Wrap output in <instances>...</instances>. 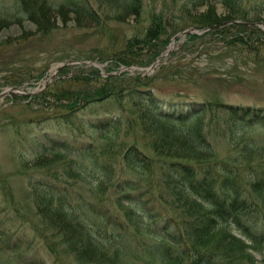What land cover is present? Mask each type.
Here are the masks:
<instances>
[{
    "label": "trees",
    "instance_id": "obj_1",
    "mask_svg": "<svg viewBox=\"0 0 264 264\" xmlns=\"http://www.w3.org/2000/svg\"><path fill=\"white\" fill-rule=\"evenodd\" d=\"M105 1L111 3L109 8L118 18L119 16L124 18L129 13L137 15L140 12L139 10L142 9L141 0ZM240 1L220 0L235 15L240 14L244 21L233 22L223 26L216 25L222 21L219 19L214 5L210 2L204 10L194 14L192 23L194 26H214L203 34L189 33L188 38L191 40L202 39L206 35L216 33V35L227 38L226 40L224 39V44L227 46L225 55L232 57L234 55L233 59L237 61L239 56L234 53L236 51H244L251 57L259 58V56L264 54V37L254 33L263 32L254 23L248 22L259 20L260 17L259 15H254L253 18H250L243 15L245 10L247 12L248 10L244 8L242 11ZM252 1H254L253 7L258 11L264 10V0ZM179 2L183 9H187L191 6L196 7L202 4L203 0H179ZM114 3L115 5H112ZM133 4L136 6H133ZM17 11L24 12L29 19L37 24V30L39 31H46L47 28L51 27V12L58 13L61 17H65L67 11H74L75 13L88 16L95 14L88 0H61L56 4L51 0H13V3L8 5L0 3V27L6 26L9 21H16L17 16L15 15ZM157 16L159 17L157 18ZM163 16L162 10L159 12L152 11L150 24L142 32L132 34L124 40L116 54V64L125 63L124 65H129L135 60H140L135 56L140 53L142 48L150 51L152 57L159 52V49L168 41L170 35V32L166 33ZM230 18L235 17L230 16ZM231 27H235L236 32L234 35H229L228 33ZM162 43L164 44L162 45ZM235 44H239L238 47L240 48L233 49V52L230 51L229 46L232 47ZM168 65L174 66L175 63L170 62ZM93 72L94 74L73 76L75 79H80L85 83L97 79L96 83L91 85V87H84L83 89L63 87L55 91L53 98L58 102L56 107H59V109L63 108V111H61L63 114L60 112L55 116L63 118L64 121L67 120V123L72 124L78 130L79 135L73 132L70 135L72 139L67 135L63 139L51 140L52 147L49 149L43 144L44 152L48 149L49 152L50 150L53 151L54 155L41 156L35 161V165L46 166L47 169L44 170L45 172L42 170V173L37 175V178L31 183L33 198L44 223L49 228H52L60 239L64 241L65 247L67 246L66 249L68 250L69 248L71 250V252H69L70 250L68 252L73 257L76 256L74 259L77 263L264 264V216L261 221H241L244 215L243 211L247 208L260 207L259 201L264 210V169L259 172L255 170L252 179L247 180L243 177L242 171L235 166L221 162L220 165L222 166L217 168L214 161H208L206 157L211 152V145L207 139L209 131H204L200 123L202 115H199L204 112L220 111V113H223L220 115L219 121L230 126L232 124L245 126L251 123H258L264 126V107L227 103L211 99L200 102L190 100L184 104H178L175 101L163 102L157 96L151 84L155 76L146 77L149 79L143 80V77L137 75L133 77L135 79L132 78L131 83L124 82L123 85L121 79L124 80V73L122 72V74H115L116 76L113 73H108L102 77L98 71L94 70ZM194 73L193 69L191 74ZM109 75H114L115 77ZM114 80L116 81L114 82ZM21 81L17 80L13 84H21ZM128 103L131 105L128 106ZM85 107L89 109L87 111L90 116L81 115ZM91 107L95 108L92 109ZM65 108L68 109L66 110ZM96 108L99 110L97 111ZM112 108L117 109L113 110ZM78 110H80V115L77 113ZM101 111L104 112L102 113ZM72 112L74 113L72 114ZM75 114L77 115L74 116ZM74 123L78 124L75 125ZM134 124L141 126L142 133L156 153L166 157L163 158L158 166L136 139L123 140V143L119 147L117 146L118 148L113 146L112 140L115 136L118 137L119 134L125 135V129L130 126H132L133 130ZM86 125H89L88 127H92L95 131L98 130L97 133L104 134L105 136L103 137L109 138L106 140L112 142H109L104 149L105 144L97 143L95 138L88 141L83 140L81 134L84 132ZM183 130L185 131L184 134ZM76 139L81 140L78 142ZM73 142L76 143L73 144ZM99 147L102 148L98 149ZM64 148L66 153L72 156L68 161H64L65 156H61V154L66 155ZM94 148L97 149L95 150ZM91 151H94L92 152L93 155ZM99 152L101 155H99ZM90 154L92 157L89 156ZM106 156L108 157L106 158ZM119 157L121 161L118 160ZM95 158L99 160L95 161ZM141 158H144V160ZM89 161L91 164H89ZM99 164L101 167H98ZM189 165L190 167H188ZM59 169L64 171V177L58 173ZM84 179H86L85 185L81 182ZM248 186H250L249 189ZM73 187L75 188L73 189ZM108 188H112L113 195L103 199L102 195L107 192ZM251 189L259 190L258 192L263 194L262 199L260 200L255 196ZM60 190L67 191V194ZM165 202L169 204L167 205ZM37 203L40 204L38 205ZM194 205L198 206L195 207ZM82 208L87 209L84 215L79 212ZM43 211L45 212L43 213ZM228 220L235 221L238 224L241 229L239 234L229 232L222 225ZM20 236L21 234L17 232H10V230L7 231L5 228L4 230L0 228L1 247L10 248V250L18 252V256H22V250L17 251V249L21 246L20 243H26ZM252 251L259 254L258 258L253 255ZM27 264H33V261Z\"/></svg>",
    "mask_w": 264,
    "mask_h": 264
},
{
    "label": "rangeland",
    "instance_id": "obj_2",
    "mask_svg": "<svg viewBox=\"0 0 264 264\" xmlns=\"http://www.w3.org/2000/svg\"><path fill=\"white\" fill-rule=\"evenodd\" d=\"M51 1L56 4L61 0ZM88 1L95 11L93 16L67 11L65 17H61L58 13L51 12L52 25L46 31L37 30V24L24 12H17L16 21H9L6 26L0 27V91L12 87L21 91H34L29 93L6 91L0 101V228L21 234L26 243H20L21 246L17 249V251H25L22 256L0 245V264H27L32 261L33 264L39 262L40 264H78L63 245L64 242L59 235L44 223L31 190L32 180L37 178L42 170L47 169L46 166L42 168L35 165V161L41 156L54 155L53 151L44 152L43 144L51 148V140L66 138L67 135H72L73 131L74 134L79 135L78 130L71 124L55 116L63 111V108L56 107L58 102L54 100L53 95L56 90L63 87L83 89L91 87L96 81L85 83L73 76L94 74V70L101 76L123 72L124 79L127 78L121 80L123 85L124 82L128 84L132 82L130 77L137 75L143 77V80L155 76L151 84L163 102L175 101L184 104L190 100L200 102L211 99L264 107V54L258 58L251 57L244 51H236L234 54L239 56L236 61L233 59V53V57L225 55L227 46L224 44V39L227 38L224 36L213 33L202 39L188 38L189 33H206L207 26H194L192 21L194 14L204 10L210 2L222 21V24L216 25L223 26L244 21L240 14L235 15L220 0H203L202 4L187 9L179 5V0H142V9L138 15L129 13L124 18L120 16L118 18L113 14L109 8L111 3L108 1ZM0 3L8 5L12 4L13 0H0ZM240 3L242 11L244 8L248 10V12L245 10L243 15L250 18L259 15V20L248 23H254L263 32H255V35L260 34L264 37V27L259 25V22L264 23V10L258 11L253 7L252 0H241ZM160 10L164 15L166 33L170 32L168 41L153 57L150 51L142 48L135 56L140 59L137 60L138 62L134 61L129 65L116 64V54L124 40L132 34L142 32L150 24L152 11ZM185 29L187 31L182 33ZM235 32V27L228 30L229 35H234ZM238 46L239 44L229 46V50L233 52V49L240 48ZM159 53L162 54L159 56L160 62L149 70L148 66ZM170 62L175 65L169 66ZM53 66L59 67L52 74ZM192 68L194 74H191ZM17 80L22 81L16 86L13 82ZM85 109L83 108V112L88 113ZM77 113L79 114L80 110ZM222 113L214 111L199 114L202 115L201 126L204 131H209L207 139L209 143L211 142V152L206 159L214 161L217 168L222 166L221 162L235 166L242 171L243 177L250 180L255 170L259 172L264 169V126L255 123L230 126L219 121ZM130 127L125 129V135L115 136L114 146L121 145L123 140L136 139L158 166L166 157L156 153L142 133L139 124H134L133 130L132 126ZM85 128L86 130L84 129L81 134L82 139L97 138L96 141L109 144V140H106L108 138L103 137L104 134L97 133L92 128L88 129L87 125ZM61 156H65L64 161L72 157L67 153ZM118 160L121 161V158L119 157ZM58 171L64 177V171L61 169ZM84 181L86 179L81 182L85 185ZM251 191L262 199V194L258 191L253 189ZM112 192V188H108L102 195L103 199L113 195ZM261 207L260 203V207L247 208L243 211L241 221H261L264 216ZM86 211V208H82L79 212L84 215ZM222 225L231 233H240L241 229L235 221L228 220ZM252 253L255 257L259 256L255 251Z\"/></svg>",
    "mask_w": 264,
    "mask_h": 264
},
{
    "label": "bare ground",
    "instance_id": "obj_3",
    "mask_svg": "<svg viewBox=\"0 0 264 264\" xmlns=\"http://www.w3.org/2000/svg\"><path fill=\"white\" fill-rule=\"evenodd\" d=\"M4 1H5V0H4ZM16 1H17V0H16ZM19 1H21V0H19ZM141 1H142V0H141ZM135 2H136V1H135ZM138 2H139V1H138ZM8 3H10V2H8ZM22 3H23V2H22ZM81 3H82V1H81ZM83 3H84V1H83ZM131 3H133V2H131ZM131 3H130V4H131ZM136 3H137V2H136ZM134 4H135V3H134ZM134 4H133V6H136V5H134ZM137 4H138V3H137ZM23 6H24V5H23ZM78 6H79V5H78ZM131 6H132V5H131ZM84 7H85V6H84ZM129 7H130V5H129ZM76 8H77V7H76ZM138 8H139V7H138ZM141 8H142V7H141ZM22 9H23V8H22ZM26 9H27V8H26ZM130 9H131V8H130ZM130 9H129V10H130ZM133 9H134V7H133ZM133 9H132V10H133ZM82 10H83V9H82ZM136 10H138V9H136ZM136 10H135V11H136ZM139 11H140V10H139ZM17 12H18V11H17ZM17 12H16V13H17ZM133 13H134V12H133ZM9 14H10V13H9ZM154 14H155V13H154ZM137 15H138V14H137ZM139 15H140V14H139ZM155 15H156V14H155ZM15 16H16V15H15ZM158 17H159V16H157V18H158ZM24 18H25V17H24ZM154 18H155V17H154ZM152 19H153V18H152ZM157 20H158V19H157ZM153 22H155V21H153ZM153 22H151V23H153ZM158 22H159V21H158ZM197 23H198V22H197ZM153 24H154V23H153ZM155 25H156V24H155ZM153 26H154V25H153ZM157 26H158V25H157ZM212 26H214V25H212ZM212 26H210V27H212ZM159 27H160V26H159ZM210 27L208 26L207 28L209 29ZM153 28H154V27H153ZM208 29H207V30H208ZM156 30H157V29H156ZM158 31H159V30H158ZM158 31H157V32H158ZM208 31H209V30H208ZM152 32H153V31H152ZM149 33H150V32H149ZM154 33H155V32H154ZM155 35H156V34H155ZM159 36H161V35L159 34ZM151 37H154V36H151ZM157 38H158V37H157ZM158 39H159V38H158ZM136 42H137V41H136ZM138 43H139V42H138ZM144 43H145V42H144ZM163 44H164V43H162V45H163ZM133 45H134V44H133ZM157 45H159V44H157ZM162 45H160V46H162ZM124 46H125V45H124ZM126 46H127V45H126ZM152 46H154V45H152ZM130 47H131V46H130ZM134 47H135V46H134ZM150 47H151V46H150ZM128 49H129V47H128ZM151 49H152V48H151ZM154 49H155V48H154ZM155 50H156V49H155ZM135 51H136V50H135ZM143 51H144V50H143ZM153 51H154V50H153ZM124 52H125V51H124ZM136 52H137V51H136ZM130 53H132V52H130ZM119 55H120V54H119ZM125 55H126V54H125ZM136 55H138V54H136ZM132 57H134V56H132ZM120 59H121V58H120ZM127 60H128V59H127ZM134 60H135V59H134ZM157 60H160V57H159V59H157ZM122 61H123V60H122ZM135 61H136V60H135ZM93 64H95V63H93ZM120 64H121V63H120ZM124 64H125V63H124ZM156 64H157V63H155L154 66H152V64H151L150 66H148V69H149V70H152V68H154V67L156 66ZM95 65H96V64H95ZM118 65H119V64H118ZM135 66H136V65H135ZM51 71H52V74H53L54 71H55V66L52 67ZM122 73H123V72H122ZM122 73H121V74H122ZM52 74H51V75H52ZM114 75H115V74H114ZM114 75H109V76L112 77V76H114ZM100 76H101V75H100ZM115 76H116V75H115ZM115 76H114V77H115ZM117 76H118V75H117ZM101 77H102V76H101ZM122 77H123V76H122ZM117 78H118V77H117ZM125 78H126V77H125ZM132 78H133V77H132ZM132 78L130 77V80H131ZM95 79H96V78H95ZM128 79H129V78H128ZM133 79H135V78H133ZM96 80H97V79H96ZM96 80H95V81H96ZM121 80H123V79H121ZM124 80H127V78L124 79ZM124 80H123V81H124ZM115 81H116V80H114V82H115ZM45 82H46V81H45ZM17 83H18V82H17ZM93 83H94V82H93ZM126 83H127V82H126ZM130 83H131V82H130ZM18 84H19V83H18ZM16 86H17V85H16ZM130 87H131V86H130ZM128 89H129V88H128ZM14 91L16 92V91H18V90L14 89ZM131 91H132V90H131ZM7 92H10V91H7ZM7 92H6V93H7ZM6 93H5V94H6ZM5 94H4V95H5ZM27 95H29V94H27ZM130 95H131V94H130ZM2 96H3V95L0 96V101H2ZM135 96H136V95H135ZM139 97H140V96H139ZM25 98H26V97H25ZM137 98H138V97H137ZM141 99H142V98H141ZM141 99H140V100H141ZM142 100H143V99H142ZM145 100H146V99H145ZM158 100H159V99H158ZM31 101H32V100H31ZM110 101H111V100H110ZM159 101H160V100H159ZM35 102H36V101H35ZM128 102H129V101H128ZM107 103H108V101H107ZM114 103H115V102H114ZM125 104H127V103H125ZM128 104H129V103H128ZM139 104H140V103H139ZM67 105H68V104H67ZM71 105H72V104H71ZM110 105H111V104H110ZM130 105H131V104H130ZM142 105H143V104H142ZM165 105H166V104H165ZM57 106H58V105H57ZM92 106H93V105H92ZM102 106H103V105H102ZM108 106H109V103H108ZM108 106H107V107H108ZM112 106H113V105H112ZM114 106H115V105H114ZM159 106H160V105H159ZM103 107H104V106H103ZM124 107H125V106H124ZM57 108H58V107H57ZM85 108L87 109V107H85ZM91 108H92V107H91ZM93 108H95V107H93ZM93 108H92V109H93ZM104 108H106V107H104ZM157 108H158V107H157ZM160 108H161V107H160ZM164 108H165V107H164ZM65 109H66V108H65ZM67 109H68V108H67ZM67 109H66V110H67ZM86 109H85V110H86ZM110 109H111V107H110ZM110 109H109V110H110ZM112 109H113V108H112ZM115 109H117V108H115ZM115 109H113V110H115ZM162 109H163V108H162ZM165 109H166V108H165ZM167 109H168V108H167ZM81 110H82V109H81ZM87 110L89 111V109H87ZM90 110H91V109H90ZM96 110L98 111L99 109L96 108ZM101 110H102V109H101ZM113 110H112V111H113ZM155 110H156V109H155ZM68 111H69V110H68ZM97 111H96V112H97ZM84 112H85V111H84ZM84 112H82V113H84ZM99 112H100V111H99ZM99 112H98V113H99ZM101 112H102V111H101ZM103 112H104V111H103ZM103 112H102V113H103ZM126 112H129V111H126ZM134 112H135V111H134ZM134 112H133V113H134ZM56 113H57V112H56ZM59 113H60V112H59ZM59 113H58V114H59ZM69 113H70V112H69ZM73 113H74V112H72V114H73ZM82 113H81V114H82ZM116 113H117V112H116ZM124 113H125V112H124ZM54 114H55V113H54ZM62 114H63V113H62ZM62 114H61V115H62ZM85 114H86V113H85ZM87 114H88V113H87ZM95 114H97V113H95ZM109 114H111V113H109ZM113 114H114V113H113ZM172 114H173V113H172ZM55 115H56V114H55ZM76 115H77V114H75L74 116H76ZM78 115H80V113H79ZM92 115H93V114H92ZM101 115H102V114H101ZM111 115H112V114H111ZM111 115H110V116H111ZM118 115H119V114H118ZM129 115H130V114H129ZM157 115H158V114H157ZM169 115H171V114H169ZM68 116H69V115H68ZM86 116H87V115H86ZM88 116H90V115H88ZM99 116H100V115H99ZM69 117H70V116H69ZM72 117H73V116H72ZM77 117H78V116H77ZM100 117H102V116H100ZM123 117H124V116H123ZM103 118H104V116H103ZM120 118H121V117H120ZM135 118H136V117H135ZM258 118H259V117H258ZM37 119H39V118H37ZM40 119H42V118H40ZM44 119H45V118H44ZM59 119H60V118H59ZM66 119H68V118H66ZM136 119H137V118H136ZM35 120H36V119H35ZM35 120H34V121H35ZM60 120H61V119H60ZM60 120H59V121H60ZM68 120H70V119H68ZM130 120H131V119H130ZM21 121H22V120H21ZM36 121H37V120H36ZM36 121H35V122H36ZM61 121H63V120H61ZM120 121H122V120H120ZM126 121H127V120H126ZM135 121H136V120H135ZM256 121H258V120H256ZM35 122H34V123H35ZM66 122H67V120H66ZM73 122H74V121H73ZM86 122H87V121H86ZM105 122H106V121H105ZM128 122H129V121H128ZM131 122H132V121H131ZM258 122H260V121H258ZM22 123H23V122H22ZM25 123H26V122H25ZM32 123H33V122H32ZM39 123H40V122H39ZM46 123H47V122H46ZM56 123H57V122H56ZM60 123H61V122H60ZM63 123H64V122H63ZM63 123H62V125H63ZM90 123H91V122H90ZM108 123H109V122H108ZM110 123H111V122H110ZM126 123H127V122H126ZM126 123H125V124H126ZM29 124H30V123H29ZM57 124H58V123H57ZM74 124H75V123H74ZM77 124H78V123H77ZM81 124H82V123H81ZM97 124H98V123H97ZM141 124H142V123H141ZM257 124H258V123H257ZM60 125H61V124H60ZM65 125H66V124H65ZM71 125H72V124H71ZM118 125H119V124H118ZM127 125H128V124H127ZM137 125H138V124H137ZM251 125H252V124H251ZM258 125H259V124H258ZM16 126H17V125H16ZM33 126H34V124H33ZM82 126H84V125H82ZM88 126H89V125H88ZM133 126H134V125H133ZM60 127H61V126H60ZM112 127H113V126H112ZM122 127H123V126H122ZM71 128H72V127H71ZM91 128H92V127H91ZM105 128H107V127H105ZM110 128H111V127H110ZM113 128H114V127H113ZM128 128H129V127H128ZM130 128H131V127H130ZM61 129H62V127H61ZM64 129H65V126H64ZM68 129H69V128H68ZM83 129H84V128H83ZM88 129H90V128H88ZM21 130H22V129H21ZM24 130H25V129H24ZM50 130H51V129H50ZM62 130H63V129H62ZM62 130H61V131H62ZM66 130H67V129H66ZM71 130H72V129H71ZM80 130H81V129H80ZM85 130H86V128H85ZM92 130H93V128H92ZM19 131H20V130H19ZM27 131H28V130H27ZM53 131H54V130H53ZM61 131H60V132H61ZM63 131H64V130H63ZM88 131L90 132V130H88ZM93 131H94V130H93ZM97 131H98V130H97ZM111 131H112V130H111ZM116 131H117V130H116ZM118 131H119V130H118ZM122 131H123V130H122ZM23 132H24V131H23ZM54 132H55V131H54ZM60 132H59V133H60ZM64 132H65V131H64ZM73 132H74V131H73ZM77 132H78V131H77ZM108 132H109V131H108ZM113 132H114V131H113ZM127 132H128V131H127ZM184 132H185V131L183 130V134H184ZM196 132H198V131H196ZM25 133H26V131H25ZM31 133H32V132H31ZM33 133H34V132H33ZM37 133H38V132H37ZM66 133H67V132H66ZM66 133H65V134H66ZM71 133H72V132H71ZM74 133H75V132H74ZM80 133H81V132H80ZM114 133H115V132H114ZM119 133H120V131H119ZM16 134H17V133H16ZM84 134H85V133H84ZM91 134H92V132H91ZM93 134H94V133H93ZM95 134H96V133H95ZM109 134H110V133H109ZM121 134H122V132H121ZM25 135H26V134H25ZM28 135H29V134H28ZM37 135H38V134H37ZM55 135H56V133H55ZM60 135H61V134H60ZM73 135H74V134H73ZM76 135H77V134H76ZM85 135H86V134H85ZM114 135H116V134H114ZM15 136H16V135H15ZM111 136H112V135H111ZM186 136H187V135H186ZM189 136H190V135H189ZM18 137H19V136H18ZM23 137H24V136H23ZM70 137H71V136H70ZM70 137H69V138H70ZM81 137H82V136H81ZM113 137H114V136H113ZM121 137H122V136H121ZM19 138H20V137H19ZM78 138H79V137H78ZM115 138H116V137H115ZM115 138H114V139H115ZM71 139H72V137H71ZM96 139H97V138H96ZM103 139H104V138H103ZM103 139H102V140H103ZM108 139H109V138H108ZM112 139H113V138H112ZM117 139H119V138H117ZM58 140H59V139H58ZM67 140H68V139H67ZM69 140H70V139H69ZM76 140H77V139H76ZM80 140H81V139H80ZM80 140H77V141L79 142ZM83 140H84V138H83ZM92 140H93V139H92ZM208 140H209V139H208ZM85 141H86V140H85ZM87 141H88V140H87ZM112 141H113V140H112ZM112 141H111V142H112ZM43 142H44V141H43ZM50 142H51V141H50ZM50 142L48 141V144H49ZM70 142H71V141H70ZM78 142H77V144H78ZM82 142H83V141H82ZM93 142H95V141H93ZM93 142H92V143H93ZM109 142H110V141H109ZM115 142H116V141H115ZM44 143H45V142H44ZM75 143H76V142H75ZM75 143L73 142V144H75ZM97 143H98V141H97ZM99 143H101V142H99ZM107 143H108V142H107ZM116 143H118V141H117ZM210 143H211V142H210ZM58 144H59V143H58ZM65 144H66V143H65ZM69 144H70V143H69ZM103 144H105V143H103ZM112 144H113V146H114V141H113ZM46 145H47V144H46ZM62 145H63V144H62ZM67 145H68V144H67ZM70 145H71V144H70ZM70 145H69V147H70ZM78 145H80V144H78ZM97 145H98V144H97ZM97 145H96V146H97ZM40 146H41V145H40ZM50 146H51V145H50ZM73 146H74V145H73ZM82 146H83V145H82ZM88 146H89V145H88ZM93 146H95V145L93 144ZM99 146H100V145H99ZM101 146H103V145H101ZM105 146H106V145H104V147H103L104 149H105ZM117 146H119V145H117ZM117 146H116V147H117ZM41 147H42V146H41ZM75 147H76V146H75ZM75 147H74V148H75ZM47 148H48V147H47ZM56 148H57V147H56ZM61 148H62V147H61ZM74 148H73V149H74ZM78 148H79V147H78ZM92 148H93V147H92ZM101 148H102V147H101ZM101 148L99 147L98 149H101ZM107 148H108V147H107ZM109 148H111V147L109 146ZM112 148H113V147H112ZM39 149H40V147H39ZM48 149H49V148H48ZM48 149H47V150H48ZM58 149H59V148H58ZM87 149H88V148H87ZM94 149H95V148H94ZM96 149H97V148H96ZM96 149H95V150H96ZM69 150H71V149H69ZM76 150H77V149H76ZM92 150H93V149H92ZM111 150L113 151V149H111ZM114 150H115V149H114ZM36 151H38V150H36ZM40 151H43V150H40ZM50 151H51V150H50ZM61 151H62V150H61ZM64 151H65V148H64ZM67 151H68V150H67ZM71 151H72V150H71ZM99 151H100V150H99ZM203 151H204V150H203ZM65 152H66V151H65ZM68 152H69V151H68ZM92 152H94V151H91V154H92ZM101 152H102V151H101ZM110 152H111V151H110ZM113 152H114V151H113ZM113 152H112V153H113ZM50 153H51V152H50ZM99 153H100V152H99ZM45 154H46V153H45ZM91 154H90L89 156H91ZM42 155H43V153H42ZM49 155H50V154H49ZM55 155H56V154H55ZM78 155H79V154H78ZM92 155H93V154H92ZM99 155H101V153H100ZM102 155H103V154H102ZM160 155H161V154H160ZM40 156H41V155H40ZM97 156H98V155H97ZM163 156H164V155H163ZM163 156H161V157H163ZM178 156H179V155H178ZM38 157H39V156H38ZM70 157H71V156H70ZM74 157H75V154H74ZM77 157H78V156H77ZM91 157H92V156H91ZM107 157H108V156H106V158H107ZM113 157H115V156H113ZM167 157H169V156H167ZM78 158H79V157H78ZM88 158H89V157H88ZM100 158H102V157H100ZM103 158H105V157H103ZM177 158H178V157H177ZM54 159H55V158H54ZM64 159H65V157H64ZM91 159H92V158H91ZM136 159H137V158H136ZM136 159H135V160H136ZM141 159L144 160V158H141ZM173 159H174V158H173ZM183 159H184V158H183ZM45 160H46V159H45ZM56 160H57V159H56ZM98 160H99V159L96 160V158H95V161H98ZM100 160H102V159H100ZM108 160H109V159H108ZM114 160H115V159H114ZM139 160H140V159H139ZM189 160H191V159H189ZM193 160H194V159H193ZM50 161H51V160H50ZM52 161H53V160H52ZM85 161H86V160H85ZM106 161H107V159H106ZM106 161H105V162H106ZM111 161H112V160H111ZM183 161H184V160H183ZM45 162H46V161H45ZM89 162H90V161H89ZM89 162H88V163H89ZM99 162H101V161H99ZM102 162H103V160H102ZM108 162H109V161H108ZM113 162H116V161H113ZM129 162H130V161H129ZM164 162H165V161H164ZM131 163H132V161H131ZM165 163H166V162H165ZM167 163H168V162H167ZM169 163H170V161H169ZM192 163H193V162H192ZM79 164H80V163H79ZM89 164H91V162H90ZM100 164H101V163H100ZM100 164L98 165V167H101ZM139 164H140V163H139ZM151 164H152V163H151ZM163 164H164V163H163ZM175 164H176V163H175ZM195 164H196V163H195ZM195 164H194V165H195ZM197 164H198V163H197ZM46 165H47V164H46ZM95 165H96V164H95ZM95 165H94V166H95ZM105 165H106V164H105ZM122 165H123V164H122ZM128 165H130V164H128ZM135 165H136V164H135ZM149 165H150V164H149ZM152 165H153V164H152ZM152 165H151V166H152ZM170 165H171V164H170ZM90 166H92V165H90ZM110 166H111V165H110ZM113 166H114V165H113ZM125 166H126V165H125ZM103 167H105V166H103ZM118 167H119V166H118ZM118 167H117V168H118ZM121 167H122V166H121ZM132 167H134V166H132ZM188 167H190V165H189ZM42 168H43V167H42ZM95 168H96V167H95ZM95 168H94V169H95ZM126 168H127V167H126ZM129 168H130V167H129ZM99 169H100V168H99ZM114 169H116V168H114ZM48 170H49V169H48ZM111 170H112V169H111ZM111 170H110V171H111ZM123 171H124V170H123ZM147 171H148V170H147ZM39 172H40V171H39ZM44 172H45V171H44ZM118 172H119V171H118ZM213 173H214V172H213ZM39 174H40V173H39ZM39 174H38V175H39ZM85 174H86V173H85ZM85 174H84V175H85ZM88 174H89V173H88ZM42 175H43V174H42ZM40 177H41V176H40ZM79 177H80V176H79ZM83 177H84V176H83ZM34 178H35V177H33V179H34ZM80 178H81V177H80ZM84 178H85V177H84ZM86 178H89V177H86ZM82 179H83V178H82ZM68 180H70V179L68 178ZM89 180H90V179H89ZM32 181H33V180H32ZM63 182H64V181H63ZM84 182H86V181H84ZM90 182H91V181H90ZM114 183H116V182H114ZM128 183H129V182H128ZM34 184H35V183H34ZM62 184H63V183H62ZM88 184H89V183H88ZM66 185H68V184H66ZM66 185H65V186H66ZM73 185H74V184H73ZM111 185H112V184H111ZM117 186H118V185H117ZM63 187H64V186H63ZM70 187H71V186H70ZM114 187H115V186H114ZM125 187H128V186H125ZM214 187H215V186H214ZM220 187H221V186H220ZM67 188H68V187H67ZM74 188H75V187H73V189H74ZM194 188H195V187H194ZM62 189H63V188H62ZM69 189H71V188H69ZM73 189H72V190H73ZM126 189H127V188H126ZM190 189H191V188H190ZM84 190H85V189H84ZM86 190H87V189H86ZM196 190H197V189H196ZM216 190H217V189H216ZM254 190H255V189H254ZM60 191H61V190H60ZM60 191H59V192H60ZM69 191H70V190H69ZM126 191H128V190H126ZM258 191H259V190H258ZM61 192H65V191L62 190ZM66 192H67V191H66ZM66 192H65V193H66ZM146 192H147V191H146ZM148 192H149V191H148ZM196 192H198V191H196ZM196 192H194V193H196ZM211 192H212V191H211ZM218 192H219V191H218ZM70 193H71V192H70ZM142 193H143V192H142ZM191 193H192V192H191ZM212 193H213V192H212ZM215 193H216V192H215ZM58 194H59V193H58ZM66 194H67V193H66ZM66 194H65V195H66ZM86 194H87V193H86ZM128 194H129V193H128ZM143 194H144V193H143ZM146 194H147V193H146ZM53 195H54V194H53ZM62 195H63V194H62ZM69 195H70V194H69ZM69 195H68V196H69ZM73 195H74V193H73ZM73 195H72V196H73ZM141 195H142V194H141ZM141 195H139V196H141ZM144 195H145V194H144ZM144 195H143V196H144ZM205 195H206V194H205ZM51 196H52V195H51ZM68 196H66V197L68 198ZM139 196H138V197H139ZM186 196H187V195H186ZM191 196H192V195H191ZM199 196H200V195H199ZM253 196H254V195H253ZM255 196H256V195H255ZM262 196H263V194H262ZM138 197H137V198H138ZM187 197H188V196H187ZM195 197H196V195H195ZM201 197H202V196H201ZM258 197H259V196H258ZM52 198H53V197H52ZM190 198H192V197H190ZM256 198H257V197H256ZM70 199H71V197H70ZM150 199H151V198H150ZM150 199H149V200H150ZM259 199H260V198H259ZM149 200H148V201H149ZM160 200H161V199H160ZM260 200H261V199H260ZM36 202H37V201H36ZM51 202H52V201H51ZM162 202H163V201H162ZM207 202H209V201H207ZM257 202H258V201H257ZM259 202H260V201H259ZM263 202H264V200H263ZM149 203L151 204V202H149ZM159 203H160V201H159ZM165 203L167 204V202H165ZM203 203H204V202H203ZM37 204H38V203H37ZM39 204H40V203H39ZM39 204H38V205H39ZM168 204H169V203H168ZM168 204H167V205H168ZM189 204H191V203H189ZM259 204H260V203H259ZM43 205H44V204H43ZM46 205H47V204H46ZM36 206H37V205H36ZM153 206H155V205H153ZM157 206H158V205H157ZM160 206H162V205H160ZM160 206H159V207H160ZM169 206H170V205H169ZM171 206H172V205H171ZM194 206H195V205H194ZM197 206H198V205H196L195 207H197ZM206 206H207V205H206ZM209 206H210V205H209ZM214 206H215V205H214ZM37 207H38V206H37ZM163 207H164V206H163ZM188 207H189V206H188ZM195 207H194V208H195ZM199 207H200V206H199ZM201 207H202V205H201ZM47 208H48V207H47ZM152 208H153V207H152ZM156 208H157V207H156ZM160 208H161V207H160ZM192 208H193V207H192ZM203 208H204V207H203ZM207 208H208V207H207ZM210 208H211V207H210ZM211 209H212V208H211ZM214 209H215V208H214ZM41 210H42V209H41ZM51 210H52V208H51ZM153 210H154V209H153ZM163 210H165V209H163ZM173 210H174V209H173ZM206 210H207V209H206ZM174 211H175V210H174ZM176 211H179V210H176ZM192 211H193V209H192ZM201 211H202V210H201ZM38 212H39V210H38ZM44 212H45V211H43V213H44ZM51 212H52V211H51ZM55 212H56V211H55ZM156 212H157V211H156ZM158 212H159V209H158ZM158 212H157V213H158ZM162 212H163V211H162ZM198 212H199V211H198ZM47 213H48V212H47ZM57 213H58V212H57ZM59 213H60V212H59ZM172 213H173V212H172ZM185 213H186V212H185ZM194 213H195V212H194ZM194 213H193V214H194ZM60 214H61V213H60ZM154 214H155V213H154ZM191 214H192V213H191ZM199 214H200V213H199ZM199 214H198V215H199ZM241 214H242V213H241ZM44 215H45V214H44ZM169 215H170V214H169ZM195 215H196V214H195ZM48 216H49V215H48ZM48 216H47V218H49ZM62 216H63V215H62ZM155 216H156V215H155ZM155 216H154V217H155ZM158 216H159V215H158ZM167 216H168V215H167ZM200 216H201V215H200ZM62 218H64V217H62ZM157 218H158V217H157ZM188 218L190 219V217H188ZM191 218H192V217H191ZM193 218H194V216H193ZM7 220H8V219H7ZM10 220H11V219H10ZM65 220H66V219H65ZM96 220H97V219H96ZM193 220H194V219H193ZM55 221H56V220H55ZM3 222H4V221H3ZM5 222H6V221H5ZM57 222H58V221H57ZM57 222H56V223H57ZM91 222H92V221H91ZM93 222H94V221H93ZM103 222H104V221H103ZM6 223H7V222H6ZM56 223H55V224H56ZM59 223H60V221H59ZM180 223H182V222H180ZM74 224H75V223H74ZM91 224H92V223H91ZM5 225H6V224H5ZM58 225H59V224H58ZM66 225H67V224H66ZM72 225H73V224H72ZM93 225H95V224H93ZM96 225H97V224H96ZM96 225H95V226H96ZM99 225H100V224H99ZM54 226H55V225H54ZM63 226H64V225H63ZM69 226H70V225H69ZM79 226H80V225H79ZM52 227H53V226H52ZM101 227H102V226H101ZM227 227H229V226H227ZM53 228H54V227H53ZM77 228H78V227H77ZM98 228H99V227H98ZM1 229H2V228H1ZM80 229H81V228H80ZM82 229H83V228H82ZM101 229H103V228H101ZM230 229H231V228H230ZM235 229H236V228H235ZM2 230H4V228H3ZM6 230H7V229H6ZM96 230H97V229H96ZM7 231H8V230H7ZM80 232H81V231H80ZM5 234H6V233H5ZM7 235H8V234H7ZM1 237H2V236H1ZM1 237H0V238H1ZM5 237H7V236H5ZM65 237H66V236H65ZM3 238H4V237H3ZM1 240H2V239H1ZM3 242H4V241H3ZM5 242H6V241H5ZM63 242H64V241H63ZM107 242H108V241H107ZM247 242H248V241H247ZM29 243H30V242H29ZM68 243H69V242H68ZM104 243H105V242H104ZM4 244H5V243H4ZM0 245H1V244H0ZM63 245H65V244H63ZM106 246H107V245H106ZM23 247H25V246H23ZM66 247H67V246H66ZM3 248H4V247H3ZM30 248H31V247H30ZM30 248H29V249H30ZM34 248H35V247H34ZM1 249H2V248H1ZM26 249H27V248H26ZM35 249H36V248H35ZM69 250H70V249L68 248L67 251H69ZM110 250H112V249H110ZM134 250H135V249H134ZM0 251H1V250H0ZM2 251H3V250H2ZM6 251H7V250H6ZM6 251H5V252H6ZM10 251H11V250H10ZM10 251H8V252H10ZM27 251H28V250H27ZM34 251H35V250H34ZM125 251H127V250H125ZM5 252H3V253H5ZM24 252H25V251H24ZM24 252H23V253H24ZM69 252H71V250H70ZM72 252H73V251H72ZM109 252H110V251H109ZM21 253H22V251H21ZM107 253H108V252H107ZM122 253H123V252H122ZM31 254H33V253H31ZM70 254H71V253H70ZM89 254H90V253H89ZM20 255H21V254H20ZM29 255H30V254H29ZM71 255H72V254H71ZM106 255H107V254H106ZM74 257H76V256H74ZM88 258H89V257H88ZM257 258H258V257H257ZM85 260H86V259H85ZM104 260H105V259H104ZM39 261H40V260H39ZM87 261H88V260H87ZM95 261H96V260H95ZM24 262H25V261H24ZM80 262H81V261H80ZM34 263H35V261H34ZM86 263H87V262H86ZM24 264H25V263H24ZM39 264H40V262H39ZM83 264H84V263H83ZM262 264H263V263H262Z\"/></svg>",
    "mask_w": 264,
    "mask_h": 264
},
{
    "label": "water",
    "instance_id": "obj_4",
    "mask_svg": "<svg viewBox=\"0 0 264 264\" xmlns=\"http://www.w3.org/2000/svg\"><path fill=\"white\" fill-rule=\"evenodd\" d=\"M259 25H261L262 27H264V23L262 22V23H260L259 22ZM187 30L185 29V30H183L182 31V33H184V32H186ZM162 54L161 53H159L158 55H157V57L153 60V62H152V66H154V64L155 63H159L160 62V60H157L158 59V57L159 56H161ZM62 64H64V63H62ZM58 67L59 66H57L56 67V70L58 69ZM47 80H49V79H47ZM47 80H46V82H47ZM45 82V83H46ZM6 91H14V88L12 87V88H8V89H5V90H2V91H0V96L1 95H4L5 93H6ZM20 92H27V93H29V92H33V91H21V90H19ZM19 91H16V92H19ZM15 92V91H14Z\"/></svg>",
    "mask_w": 264,
    "mask_h": 264
}]
</instances>
